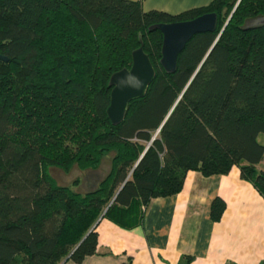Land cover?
I'll use <instances>...</instances> for the list:
<instances>
[{
    "label": "trees",
    "instance_id": "obj_1",
    "mask_svg": "<svg viewBox=\"0 0 264 264\" xmlns=\"http://www.w3.org/2000/svg\"><path fill=\"white\" fill-rule=\"evenodd\" d=\"M216 13L168 73L150 26ZM142 46L155 75L119 123L110 75ZM0 264L81 262L97 252L98 218L124 228L189 170L238 166L264 197V0H210L169 12L141 0H0ZM111 167L91 190L49 171ZM114 197V199H113ZM225 200L215 196L218 220Z\"/></svg>",
    "mask_w": 264,
    "mask_h": 264
},
{
    "label": "crops",
    "instance_id": "obj_2",
    "mask_svg": "<svg viewBox=\"0 0 264 264\" xmlns=\"http://www.w3.org/2000/svg\"><path fill=\"white\" fill-rule=\"evenodd\" d=\"M209 1L141 0L144 9L169 12ZM104 176H79L74 185L87 184L91 190ZM217 195L225 200V208L213 220L210 208ZM95 226L97 252L81 262L63 259L59 264H264V197L241 177L238 166L210 175L189 170L182 188L153 197L133 228L105 217Z\"/></svg>",
    "mask_w": 264,
    "mask_h": 264
},
{
    "label": "water",
    "instance_id": "obj_3",
    "mask_svg": "<svg viewBox=\"0 0 264 264\" xmlns=\"http://www.w3.org/2000/svg\"><path fill=\"white\" fill-rule=\"evenodd\" d=\"M216 19L215 12H205L193 18L150 26V29L158 28L162 33L160 64L166 72L176 70L178 55L194 34L214 30ZM0 57L7 59L3 55ZM154 75V67L142 46L133 49L130 66L114 71L109 78L112 88L106 112L112 123H119L123 119L130 100L145 94Z\"/></svg>",
    "mask_w": 264,
    "mask_h": 264
},
{
    "label": "rangeland",
    "instance_id": "obj_4",
    "mask_svg": "<svg viewBox=\"0 0 264 264\" xmlns=\"http://www.w3.org/2000/svg\"><path fill=\"white\" fill-rule=\"evenodd\" d=\"M257 139L261 143H264V133H259L257 136ZM111 154H112V152L105 154L101 159V163L98 166V169L94 170L93 172H90L91 170H89V169L80 170L76 167L71 168L69 171H64V170H62L56 166H50L49 171L51 172V174L55 177V179L59 183H70V182H72V180L75 177L87 175L90 173L94 174L95 180H96L97 178H99V177L101 178L102 176H104L106 174V172H108L109 166H110ZM258 167L264 168V161L261 162L258 165ZM81 185H73L72 187L74 189H81L83 192L88 190L89 187L87 186V184H81Z\"/></svg>",
    "mask_w": 264,
    "mask_h": 264
}]
</instances>
